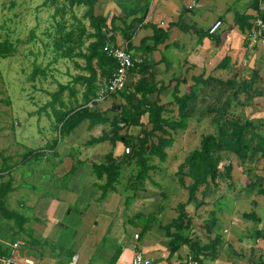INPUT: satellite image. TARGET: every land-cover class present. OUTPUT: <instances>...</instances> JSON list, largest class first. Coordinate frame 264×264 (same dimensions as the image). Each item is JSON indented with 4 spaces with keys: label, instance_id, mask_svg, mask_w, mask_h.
<instances>
[{
    "label": "rangeland",
    "instance_id": "rangeland-1",
    "mask_svg": "<svg viewBox=\"0 0 264 264\" xmlns=\"http://www.w3.org/2000/svg\"><path fill=\"white\" fill-rule=\"evenodd\" d=\"M44 2L45 0H0V46L5 44L11 47L10 54L6 58L0 55V171L11 170L10 175L2 174L0 185L12 179L13 187L16 188L15 194L6 197V205L20 214L26 211V214H23L26 221L23 228H19L14 221L6 220L0 215V233L6 230V225L13 224L19 240L31 238L34 243L36 242L34 233L40 228L37 227L39 222L34 219L32 211H19L13 199L15 197L25 199L30 194H38L41 191L56 195L58 189L79 192L84 187L83 184H89L90 181L87 176L81 178L82 183L75 179L79 174L77 169L89 168V173L94 174L91 170L92 164L87 165L88 163L82 161L78 164V161L80 159L91 162L103 161L106 155L114 150L108 141L98 144L95 152H84L89 147L86 144L89 137L91 138L96 130V135L100 136L108 130L109 125L98 127L93 132L90 129L86 131L83 129L73 137L74 133L69 136L61 135L60 126H52V120L47 118V111L52 109L47 104L61 84H71L76 90L75 97L68 91L63 95L66 109L83 104L84 87L74 84V79L78 74L87 73L78 67L84 64V59L75 55L65 58L55 43L61 35L69 32H73L77 40L82 26H85L86 34L91 28L84 17L85 7L70 10L68 4L62 1L46 6ZM83 41L81 48L85 49L89 42L87 38ZM74 44L80 43L76 41L70 43V46ZM229 73L230 75L226 73L227 75H222L223 77L218 76L220 78L215 77L224 81L231 80L235 77L233 70ZM239 79L242 80V77ZM232 91V87L213 81L200 86L198 100L189 104L190 117L187 129L179 130L174 136V145L166 149L168 153L166 162L162 163L158 158L149 159L157 169L150 172V176L141 182L134 178L137 167L133 158L121 160L125 146L121 143L116 146L114 154H117L122 161L119 183L121 193L119 194L118 185L117 190L112 192L113 198L119 194L117 213L110 214L105 209L104 203L100 200L95 202L101 206L99 209L102 215L116 219L112 227L119 229L120 237L116 239L112 234H105V239L94 246L96 251L92 255L94 259L97 260L95 255L97 256V250L99 251L102 245L107 249L111 245L113 247L111 252L114 254L118 246L127 245L125 239L129 236L132 235L133 240L132 226L138 222L143 223L145 219L143 216L149 217L145 219V226L148 225V221L155 224L154 221L158 219L157 213L167 210L165 219L160 222L168 224L172 221L171 219L177 215V204L185 203L188 199V191L179 182L176 173L178 167L191 151L200 147L202 136L217 132L215 121L217 118L224 116L229 119L248 120L255 126L256 132L264 136V81H259L249 96L239 95L238 101H228ZM168 101L171 102L167 104L165 117L177 116V106L172 103L171 95L165 98V102ZM41 108L43 112H37L35 121L31 122L30 113ZM50 115L55 118L53 113ZM110 116H115V112H110ZM39 117H41L40 123H37ZM146 120L144 117V126ZM132 130L134 134L139 133V128ZM55 143L59 144L60 148L61 145L74 143L77 147L73 148V151L83 153L78 157L79 154H75L71 148L64 147L65 151L59 154V159L65 165L63 177L53 175L51 161L40 159L36 162L37 157L24 156V153L29 154L31 150L39 151L45 146L53 147ZM256 144L257 139L252 138V149ZM216 155L221 160L219 186L203 187L198 192L196 200L187 205L186 210L192 219V228L187 234L190 233L194 240L202 244L214 239L216 233L223 237L222 245L218 248L219 258L213 264H259L261 258L264 260V239L255 238L254 233L258 229L264 232V195L258 192L259 185L264 189V155L260 156L251 151L246 161H240L236 155L228 152H220ZM230 163L233 164L232 181L225 178L224 170V166ZM73 168L74 171L70 173ZM73 182L79 188L72 189L70 183ZM189 183L190 179L186 178L184 184L187 186ZM203 190L206 192L205 198L201 196ZM202 201L205 205L199 207ZM76 202L77 204H72L70 207L75 214L79 215V212H85L89 207V203L82 199ZM244 213H256L259 219L246 220L243 218ZM212 214H215V217L209 225L211 231H208L205 223L212 220ZM123 223L127 226V230L121 225ZM103 224L106 228L109 223L102 219V226ZM76 231L75 229V233ZM95 235L96 232L91 231L93 239ZM69 237L73 238V236ZM110 239L113 241L109 243ZM119 239H124V243H120ZM44 241L47 242L46 245H40L37 241L34 249L38 251L49 248L54 254L56 253L55 255L61 256V260L67 258L74 260L72 250L60 247L51 240ZM133 241L140 245V242ZM61 248L66 252L63 253ZM35 256L37 257L36 254ZM90 264H97V261L92 260ZM203 264L212 263L206 261Z\"/></svg>",
    "mask_w": 264,
    "mask_h": 264
},
{
    "label": "crops",
    "instance_id": "crops-1",
    "mask_svg": "<svg viewBox=\"0 0 264 264\" xmlns=\"http://www.w3.org/2000/svg\"><path fill=\"white\" fill-rule=\"evenodd\" d=\"M95 8L98 10L97 13L107 19L108 26L113 28L112 33L115 36V45L128 44L136 65L151 66L152 68V75H142L140 72L134 70L128 78L129 89L141 78H147L148 83L154 81L157 86L164 85L167 89L159 95L160 104H168L171 102H165V98L171 95L173 99V92L176 85H178L180 95H183L186 92L183 90H186L187 84H193L192 78L201 75L205 79L210 76L220 78L222 75H230L229 72L233 70L234 76L237 79L242 77V80H244L250 79L254 72H258L260 76L259 81H264V47L260 42H254L252 38L255 29L254 21L258 18L264 20V0H98ZM113 18L114 22H112ZM240 18H246V23L241 21ZM216 20H221L223 25L218 33L211 35L208 30ZM178 24H183L189 28V31H183L178 27ZM130 25L134 28L132 38L125 40L124 35L129 33L127 28ZM153 27L166 33V38L156 49L149 53L141 46V42L144 38L149 39L154 36L155 32ZM89 32H93L92 29ZM147 44L151 45V40ZM225 57H228L229 63L226 69H222L219 64ZM81 65L82 67L84 66V64ZM139 98L140 96H136V101ZM149 98L151 101L157 100V93L152 94ZM124 103L125 101L120 95H113L106 101L98 103L96 107L99 112H108L113 105ZM41 110L42 108L30 113L31 122L35 121L34 118L37 112H43ZM61 110L63 109L57 106L56 110L51 109L47 111V115L49 116L47 118L50 121L52 120V126L57 127V113ZM50 113H53L55 118ZM107 116H110L109 112ZM40 119L41 117H39L37 123H40ZM103 126L106 127V125H98L90 128L88 121H86L76 129L73 137L80 130L85 129L86 131L90 129L93 132L98 127ZM132 129L129 132L134 134ZM111 130L112 127L109 125L108 130L105 132L109 134ZM96 131L92 134L91 138L99 137L96 135ZM124 133L125 131L121 132V134ZM91 138L89 137L86 144H88ZM38 139H40L39 135ZM97 145L88 144L89 147L84 152L92 153V151H97ZM64 147H69L73 151V148L77 146L74 143H67L61 145L60 148V145L55 143L50 148L45 146L39 151L31 150L30 152L34 153L29 157H37L36 162L40 159L47 160V162L51 161L53 175L63 177L65 165L59 159V154L65 151ZM73 152L79 154L78 157L83 155L79 151L78 153ZM25 155L27 154L24 153ZM115 157L117 163H120L122 158L120 160L117 154H115ZM79 161L90 165L93 163H105L106 158L103 161L91 162L86 159H80ZM77 171L79 174L82 173L81 175H76L75 179L82 183L83 179L81 178L87 176L86 178L90 181L89 184H83L84 187L79 192L58 189L56 190V195H50L41 191L38 194H30L25 199H16V197L13 199L19 211H32L34 219L39 222L37 223V227H40L34 233L36 235L35 243L31 238L26 240L20 237L26 242V247L15 252L17 257L29 255L36 259L38 264H73L74 261L72 259L67 258L61 260V256L58 257L49 248L38 251L34 249L37 241L40 245H46V241L44 240H51L60 247L72 250L74 252L72 257L77 258L75 264H90L92 260L97 261V264L110 262L114 255L111 252L113 250L111 245L108 249L102 245L101 249L99 251L97 250V256L95 255L97 260L92 256L93 253H96L94 246L105 239V234H112L116 239L120 237L119 229L112 227L115 225L116 219L102 215V211L99 209L101 206L95 202L99 201L101 196V191L95 184H102L103 181H99L94 175H91L92 173H89V168H81L77 169ZM67 172L69 173V170ZM6 173L10 175L11 170L0 171V177ZM10 180L13 185V180ZM70 185L72 189L78 187L74 182L70 183ZM119 187L120 185H118V191ZM15 189L9 193L11 196L15 194ZM120 193L121 190L119 191ZM113 194L110 193L102 201L105 209L110 214L117 213L116 207H118L119 201V194H116L114 198L112 196ZM81 199L89 203V207L85 212H79L78 215L70 207L72 204H77L76 200L80 201ZM6 207L9 209L8 205ZM23 214H26V211H23ZM166 214L167 210L158 212V219L154 221L155 224L149 226L146 233H142V230L145 228V219H148V216H143L145 218L143 223H130L134 225L132 226L134 230L132 231L133 240L140 242V245L132 240V235L125 239L127 245L122 247L123 254L117 264H131L134 253L136 252H144L146 256L152 259V264H187L186 257L189 254L191 255L187 246H183L174 256H169L168 238L164 230L166 222H160L165 219ZM0 215L3 217L1 212ZM101 217L106 223H109L106 228L104 224L102 226ZM176 217L177 215L172 219ZM214 217L215 214H212L211 219ZM9 221H14L15 224L17 223L14 219ZM12 225H6V230L0 233V254L2 255H11L12 244L19 240V235L14 232ZM121 225L125 227L124 229L127 228L124 223ZM75 229L77 230L76 233ZM91 231L96 232L94 239L91 236ZM69 236H73V238ZM40 239L42 240L40 241ZM125 240L119 239L120 243H124ZM112 241L113 239L108 240L109 243ZM218 258L219 254L216 260H205L204 263L210 261L213 264Z\"/></svg>",
    "mask_w": 264,
    "mask_h": 264
},
{
    "label": "trees",
    "instance_id": "trees-1",
    "mask_svg": "<svg viewBox=\"0 0 264 264\" xmlns=\"http://www.w3.org/2000/svg\"><path fill=\"white\" fill-rule=\"evenodd\" d=\"M64 2L68 4L70 10L76 7H85L84 17L89 22V27L93 32L86 34L84 27L79 31L78 39L76 40L73 32L61 35L56 40V45L59 51H62L65 58L81 57L84 59V66L78 67L85 74H78L74 79V84H80L84 87L83 104L76 108L66 109L63 95L68 91L73 97L76 95V90L71 84H61L59 90L52 94L51 101L47 104L52 110H56L57 106L63 110L57 113V126H60L61 135L74 133L84 122L88 121L89 127L94 128L98 125H110L112 130L109 134L103 132L99 137L91 138L89 145L102 144L110 142L112 150L116 148L118 143L125 146L122 153V160L133 158L137 167L135 180L141 182L148 178L149 173L156 170L157 167L150 163V158H158L160 162H166L168 153L166 149L174 145V136L179 130H185L188 127L190 117L189 104L198 100V88L207 85L213 81L221 85L232 87L228 101H238L239 95H248L253 92L254 86L259 82L260 76L258 72H254L250 79L240 80L237 77L231 80H221L214 77L204 78L203 75L192 78L193 84L186 86V92L180 95L178 85L175 86L173 92V104L177 106V116L165 117L167 111V104H160L159 95L163 93L167 87L164 85L157 86L154 81L148 83L147 78H141L131 89L127 87L124 91L117 95L125 101L120 104V110H117L118 105H113L110 112H115V116H107L108 112H99L94 103L97 98L100 84L104 80H109L117 70V61L104 52V47L108 44L115 45V36L112 33L113 28L107 24V19L96 12L95 7L98 0H45L44 5H55L57 2ZM58 11V10H57ZM58 13V12H56ZM246 23V18H240ZM114 22V18L112 20ZM246 25V24H245ZM248 26V25H247ZM178 27L183 31H189V28L183 24H178ZM129 33L124 35L125 40L132 38L134 28L130 25ZM154 36L152 38H144L141 46L146 49V52H151L157 48L166 38V33L162 30L153 27ZM84 38L88 39V45L85 49L81 48L84 43ZM201 38V37H200ZM151 40L152 44H147ZM70 46V43H76ZM130 49V46L128 45ZM11 47L8 45L0 46V55L4 58L10 54ZM229 63L228 57H225L219 64L220 68L226 69ZM151 66L136 65L133 69L140 72L142 75H152ZM132 71V72H133ZM131 72V73H132ZM157 93L158 99L150 100V96ZM136 96H140L136 101ZM93 102L92 107L88 106ZM171 105V104H170ZM146 117V125L144 126L143 118ZM217 132L209 133L201 138L200 147L191 151L184 161L179 165L177 176L179 182L185 186L188 191V199L185 203L177 204V217L164 226L166 236L168 238L169 256L172 257L180 251L183 246H187L190 250L191 256L203 264L205 260L214 261L218 255V248L223 239L221 235L216 234L214 239L206 244L194 240L187 232L192 228V219L186 207L188 204L196 200L197 194L203 187L207 188L209 185L218 187V180L221 177V160L217 157V153L228 152L237 156L240 161H246L249 154L252 153L264 155V136L256 132L255 126L248 120H241L239 118H224L220 116L216 120ZM222 123H224L222 125ZM132 128H139L138 134H131L129 132ZM125 131L124 134L121 132ZM252 138L257 139V144L252 149ZM135 146V147H134ZM131 147L130 154L125 153V149ZM114 150L106 155L105 163H93L92 172L102 184H95L101 191L100 201L105 200L108 195L117 190L116 186L120 183L122 161L117 163ZM34 152L27 153V157ZM38 155V154H36ZM81 161H78V164ZM225 178L232 181L233 164H226L224 166ZM74 168L70 171L73 172ZM190 179V183L186 186L185 179ZM14 190L12 181L9 180L4 185L0 186V212L6 219H14L20 228L25 225V218L23 214L17 211L10 210L6 207V197ZM258 192L264 195V189L259 185ZM206 192L202 191V197L205 198ZM204 206L203 201L199 204ZM243 218L246 220H258L256 213H244ZM213 222L208 220L205 226L208 231H211L209 225ZM148 225L142 230L146 233ZM143 235V234H142ZM255 238L264 239V232L258 229L254 233ZM256 240V239H255ZM47 244V242H45ZM61 251L66 252L64 248ZM70 253V252H68ZM123 248L119 246L109 264H117L122 257ZM259 264H264L263 258Z\"/></svg>",
    "mask_w": 264,
    "mask_h": 264
},
{
    "label": "built area",
    "instance_id": "built-area-1",
    "mask_svg": "<svg viewBox=\"0 0 264 264\" xmlns=\"http://www.w3.org/2000/svg\"><path fill=\"white\" fill-rule=\"evenodd\" d=\"M222 21L216 20L209 28V34L214 35L219 32L222 27ZM254 32L252 38L254 42H260L264 47V20L256 19L254 21ZM104 52L109 56L113 57L118 64L117 70L109 80H104L100 84V89L97 95V98L94 99V103H101L106 101L113 95H117L120 92L124 91L128 87V78L136 66L135 60L131 50L126 45H111L108 44L104 47ZM93 102L88 106L92 107ZM132 152L131 147L125 149L126 154ZM138 237V236H136ZM12 253L11 255H2L0 254V264H38L36 259L29 255H23L17 257L15 252L19 249L26 247V242L24 240H17L12 244ZM73 264L76 263L77 258H74ZM187 264H199L191 255L186 257ZM131 264H152V259L146 256L142 252L134 253Z\"/></svg>",
    "mask_w": 264,
    "mask_h": 264
},
{
    "label": "water",
    "instance_id": "water-1",
    "mask_svg": "<svg viewBox=\"0 0 264 264\" xmlns=\"http://www.w3.org/2000/svg\"><path fill=\"white\" fill-rule=\"evenodd\" d=\"M120 109H121V108H120V106L118 105V106H117V110H120Z\"/></svg>",
    "mask_w": 264,
    "mask_h": 264
}]
</instances>
